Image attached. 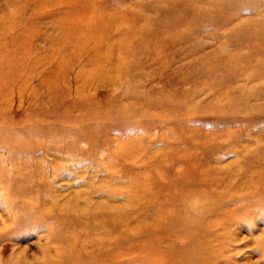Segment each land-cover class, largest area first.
<instances>
[{
    "label": "rangeland",
    "instance_id": "1",
    "mask_svg": "<svg viewBox=\"0 0 264 264\" xmlns=\"http://www.w3.org/2000/svg\"><path fill=\"white\" fill-rule=\"evenodd\" d=\"M86 1L0 0V264H264V0Z\"/></svg>",
    "mask_w": 264,
    "mask_h": 264
},
{
    "label": "bare ground",
    "instance_id": "2",
    "mask_svg": "<svg viewBox=\"0 0 264 264\" xmlns=\"http://www.w3.org/2000/svg\"><path fill=\"white\" fill-rule=\"evenodd\" d=\"M19 1L22 2V0H11V6L13 9H18L19 7H21V5L17 6V3L19 4ZM23 1L30 3V1H32V0H23ZM24 6L25 5H23V7ZM89 6L90 5L86 0H83L82 3H80L79 0L78 1L77 0H35V2L33 3V13L29 14V16H28L29 18H31L29 21L31 23L30 26L33 23L34 24L38 23V25L41 26L42 28H44L45 30L47 28L51 27L50 29H52L53 31H55V32L57 31V32L62 33L63 35L66 36L67 41L60 43L61 45L64 46V44L66 42L68 43V45L71 43H72L71 45H73L75 33H77L78 27H80L78 19L74 17L76 10L78 9V11H79V9H81V10L88 9ZM115 12H118V11H111V13L110 12L107 13V11H105V14H108L109 16L113 15L114 17H119V14L114 15V14H116ZM119 13H120V11H119ZM121 14H122V12H121ZM7 16L11 18V13H9ZM122 16H123V14L121 15V18H122ZM97 19L98 18L95 17L94 20L96 21ZM45 20H49L51 22V24L47 25ZM115 21H117V19H115ZM15 25H16V23L11 26V23L8 22V23L4 24L3 26H0V30H3L4 32L5 31L9 32L12 28H14ZM33 26H36V25H32L31 26L32 29L34 28ZM117 27L115 25V28H117L119 30L120 29L121 30L126 29V28H123V26H122V28H120L119 26H117ZM126 34H129V32H127ZM27 35H28L26 37V38H28L27 44L29 46H31L32 45L31 40L33 39V37L29 33ZM128 36H126V39L128 38ZM44 37L47 39L48 35H45ZM129 39H130V37H129ZM68 40H70V42H68ZM55 43H57V42H55ZM43 44H44V42H43ZM45 208L50 209L49 207H45ZM94 215H95V213H94ZM96 226H98V224L97 225L94 224V229L96 228ZM97 234L99 235V232H97ZM93 237L95 238V232L93 233ZM97 238H99V237H97ZM122 241L123 240H121V239H109V240L104 239V240H101V242H99L97 246L96 245L93 246V249L91 251V253H93V254L90 255L88 262L84 261L83 263H85V264H96L97 260H95V257L93 256L94 254L99 253V255H100V254H102L100 252L105 250V248L107 249V248H110L111 246H115L117 244L120 245L122 243ZM93 244H94V241H93ZM98 246H100V247H98ZM88 247H89V244H88ZM95 252H97V253H95ZM107 259H108V256L103 257V258L98 260L97 264H99V263L104 264L107 261Z\"/></svg>",
    "mask_w": 264,
    "mask_h": 264
}]
</instances>
